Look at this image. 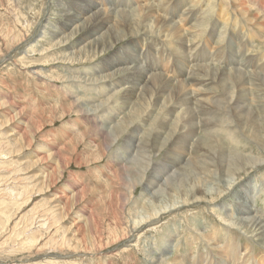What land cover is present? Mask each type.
Listing matches in <instances>:
<instances>
[{
  "label": "rangeland",
  "instance_id": "374dc122",
  "mask_svg": "<svg viewBox=\"0 0 264 264\" xmlns=\"http://www.w3.org/2000/svg\"><path fill=\"white\" fill-rule=\"evenodd\" d=\"M77 1L0 0V264H176L195 253L207 256L214 236L232 238L221 216L227 214L226 207L243 201L222 193H228L226 179L233 175L228 154L264 159L251 142L253 124H264V18L252 23L237 7L239 0H121L120 7L106 0L100 8L106 5L108 16L103 18L115 34L132 22L139 35L127 32L120 40L111 37V47L91 49L80 45L87 30L74 24L63 28L67 9L74 12ZM245 2L253 15L264 0ZM148 11L182 30L162 32ZM236 35L244 40L240 48L247 64L230 59L227 44ZM141 55L145 59L140 60ZM125 57L140 66L161 64L163 86L135 96L142 84L134 90L133 71L125 69L127 65L103 71L111 61ZM176 60L180 63L173 71ZM189 65L199 80L207 81L193 83L191 75L181 78ZM179 81L183 89L175 85ZM192 94L204 100L203 113L196 101L191 103ZM190 110L195 116L188 120ZM245 117L248 124L243 123ZM186 120L193 134L181 132ZM114 127L124 133L110 137ZM164 131L177 134L158 152L151 139L163 140ZM133 138L136 144L141 141L138 154L127 147ZM215 146L212 156L208 148ZM175 153L188 155V170L172 183L175 189L188 186L181 180L204 183L211 157V170L221 178L207 172L205 193L173 211L178 198L174 185L168 184L165 195L159 190L156 198L146 185L155 178L160 181L154 168L162 172L177 159ZM130 164L140 173L148 169L134 180L126 172ZM233 181L232 190L241 188V195L247 193L245 186L252 187L249 194L256 190L252 205L264 220V165ZM145 206L167 209L138 236L127 235L131 225L147 216ZM237 233L234 244L240 254L264 264V246L255 235L242 229ZM165 235L171 236L169 245ZM247 249L253 252L249 255Z\"/></svg>",
  "mask_w": 264,
  "mask_h": 264
},
{
  "label": "bare ground",
  "instance_id": "6f19581e",
  "mask_svg": "<svg viewBox=\"0 0 264 264\" xmlns=\"http://www.w3.org/2000/svg\"><path fill=\"white\" fill-rule=\"evenodd\" d=\"M107 1H109V3H111L112 6H117V7L119 6L120 7L123 5L121 0H118V2H115V0H107ZM245 1L246 0H239L237 3V7H239L240 10L244 11L243 15L246 16V14H247L250 17L249 19L252 23H256L254 19L264 18V3L256 5V6H258V10L256 12H253V15H251V11H253V10L251 8L248 9V7H246L247 4ZM101 2H103V3H101ZM100 4H106V0H78L76 3V8H75L74 12H71L70 10L67 9V12H68L67 16L68 17H67V21L65 22L63 28L69 29V28H71L69 26H73V24H74L75 28H78V30L79 29L80 30H82V29L87 30V33L83 37V41L80 42V45L83 44L84 47L91 48V49L95 48V47H102L103 49H105L107 47L112 46V42L109 41V39L111 37L115 36L116 40H120V39L125 37L127 32H128V34L134 33V35L131 34L132 36L137 37L139 35V33L137 34L138 31L135 28V25L132 24V22L128 23L127 26L125 27V29H123L122 31H117L115 34L113 26H108V23L106 22V19H105L108 16V14H106L103 11V10H105L103 8H106V5H104L103 8H100L101 7ZM128 4L130 5L129 2H128ZM87 5H89L90 7H86ZM147 13L149 14V16L152 15L151 17L157 18V23H159V27L162 28V32L165 30L167 32L173 31L175 34H178V30L179 31L182 30V29L180 30V27L177 28V26L175 24H171L165 20L163 21L161 15H158V16L156 15V11H155V13L151 12V14L149 13V11ZM114 14H115V12H112L110 14V18ZM117 14H119V13L117 12ZM103 17H105V18H103ZM262 22H263L262 29L264 31V19H262ZM143 31L147 32L146 30H143ZM215 31L216 30L214 27L212 33H215ZM75 32H73V33H75ZM236 32H237V30H236ZM70 34L72 35L71 32H70ZM69 35H67V36H69ZM72 37H73V35H72ZM68 39H69V37H67V40L65 41V43L69 44V42H67ZM81 39H82V37H81ZM240 39L241 38L237 37V35H236L235 40L233 38H230L229 43L227 44V47L229 49H232V54L230 55V59L237 61V65H239L241 63H245V64L248 63V61L246 60V55H242V53H241L240 47L243 45L244 40L242 41ZM77 41H79V40H77ZM183 50H184L185 54L189 55L190 50L188 48L183 49ZM81 52L82 51H80V53ZM80 53H78V54H80ZM135 55L136 54L129 53V56H135ZM165 58H166V56H165ZM139 59L140 60L145 59V55L139 56ZM170 59H171V55H170L168 61ZM133 61L134 60H132L131 58H126V57L120 58L117 60H113V61H111L109 66L103 67V71H109L110 67L113 68L116 66H126L127 65L125 69L133 71L132 72V75H133L132 76V86H133L134 90L137 89V87L142 84L141 89L137 93L136 92L132 93V95H135V96L141 95L144 92L149 93V94L151 92L153 93V90H156L155 87L158 84L161 86L163 84V81H166V79L164 77L165 70L161 66V64H157L158 66H156L152 62H149V63L146 62L145 66H144V64H143V66L142 65L140 66V63L136 64ZM163 61H165V60H163ZM186 62H187V59H186ZM179 63L180 62L178 60L173 62V65H172L173 71L175 70V68L176 69L178 68ZM121 69H123V68H119L118 70H121ZM166 69H168V67ZM187 69H188L187 72L180 76L181 78H185V77L189 78V76L191 75L189 79L193 83H202V82L207 81V80H202V81L199 80L198 75H195L194 73H192L190 71L191 70L190 65L188 66ZM199 69H201V68L199 67ZM194 72H196V71L194 70ZM199 72H200V70H199ZM199 74H201V72ZM239 75H242V74L240 73ZM237 78L240 79L239 77H237ZM262 81L264 82V79L260 80V82H262ZM181 84H183V83H181L179 81L178 85L177 84H175V85L179 86V88L183 89ZM185 84L193 85V84H190L188 82H185ZM169 88H171V86H169L168 89ZM229 90H231V87ZM157 91H159V90H157ZM191 92H193V91H191ZM209 92H211V91H209ZM193 93H195V92H193ZM196 95H197L196 100H195V94H192L189 99L191 100V103H194L196 101L197 108L200 110L201 113H203V111H204L203 105L204 104H202V103L204 100L200 99L198 94H196ZM185 100H187V99H185ZM190 112H191L192 116L188 120L194 118V116H195L193 110H190ZM19 114L21 115L22 112ZM16 118H18V117H16ZM185 119H186V117L182 118L181 120L184 121ZM188 120L183 122L182 127H181V130H182L181 132H187L188 134L189 133L193 134L194 131L191 130V128L189 126L187 127ZM243 123L248 124L249 118L245 117L243 120ZM1 128H2V126H1ZM252 128L253 129L251 131V137H252L254 142L253 141H251V142L253 144H256L258 146V148H260V150H262V153L264 154V124L259 125L257 123H254ZM118 131L121 132L122 134L124 133V132H122L121 128L114 127L111 130L112 134H109L110 137L113 136L114 138H116L115 134L117 135V133L114 134V132H118ZM166 133H167V131H164L162 133V136L166 135ZM176 134L177 133H174V131L173 132L170 131L161 141H159V140L156 141V140L151 139V145L152 146H158V148H156V150H158V152L162 151L168 143H172L171 140L173 139V137ZM140 146H141L140 138H139L137 144H136L134 138H133V143L129 142L127 144L129 152L130 151H131V153L135 152V154L139 153L138 150L141 149ZM173 150H174V146H173ZM208 150L210 152H212L211 153L212 156H214L216 154V146L214 147V149L208 148ZM173 153H174V151L171 153L170 157L173 156ZM175 154L177 155V159L168 163L166 165V168H164V170L162 172H160L159 170L154 168L153 173L160 179V181L158 182L157 179L155 178L154 181H148L147 182L146 188H149L151 191H153L152 194H153V197H155V198L158 196L159 190L163 194L166 193L165 188H167L169 183H171V185H174L172 183L175 180L176 181L178 180L177 177H182V176L186 175V172L188 170L187 169L188 160H186V159H187L188 155L185 153H175ZM228 158H229L228 160L230 161L228 163L229 164V166H228L229 172L230 173L233 172V175H232V177H228V179H226V183L228 185V187H227L228 193H226L224 191H222V193L223 194L225 193V196L230 195V194L233 195L235 200H237L236 199L237 197L239 199H243L242 202H236L235 207L233 205H230L228 208L226 207L227 214H224L223 216H221V221L226 222V224H224V226L226 227L227 232L230 234V236H232V238L225 240L227 242L224 243L225 241L222 240L223 237L221 238V237L214 236L211 240L214 244L211 247L212 252L207 254V256H197L195 253L191 260H189V261L183 260L182 262L181 261H178V262L174 261L176 264H261L258 261H256L255 257L250 258L249 260H246V258H245L246 255L240 254V251L237 249V247L234 244L235 241L237 240L238 236H239L237 233V230L242 229L243 231L245 230V232L249 231V233L255 235V237L259 241L258 244L264 246V220L261 218V216L258 215L257 208L254 205H252V201L255 198L257 192H256V190H254V192H255L254 195H252V193L249 194L250 189L252 187L248 188L247 186H245L247 193L241 195L240 194L241 188L240 189L237 188L236 191H234V190H232V187L235 186V185H233L235 183L233 180H236V179L238 180L239 174L246 172V171H253V170L263 166L264 165V159L262 157H255L254 158L251 155L243 157V155L239 152H237V154L236 153L235 154H228ZM131 164L126 167V172L128 174V177L134 178V180H135V178H138L139 174L142 175V173H143V175H144L148 168L152 169V167H153L152 166L153 163H151L150 165L148 164V168H145V169L141 168L142 171L143 170L144 171L140 173V171H139L140 169L138 170L136 168V165L134 167V166H131ZM214 165H215V162L213 161V158L211 157V161L208 163V167L206 170V177H205L204 183H201L200 181H198L197 184H193L192 182H187L185 180H181L183 182L188 183V186H187L188 188L187 187L182 188V189L178 188L180 190H177V189H175L176 184L173 186V192L174 193L176 192L178 195V198L175 197L176 200H174V203L172 206V207H174L173 211L179 210L182 207H186V205H190L189 203H190L191 198H193V200L198 199L197 196H202L205 193L204 189L207 186L208 182H210L207 172H209V174L216 173L215 175H218V177H219L218 179L215 177L217 180H219L221 178V176L216 171L211 170V168H213ZM199 166L200 165H196V167L199 168L200 170H205L203 165L200 167ZM155 167H157V166H155ZM142 180H144V177L142 178ZM181 181H180V183H181ZM232 181H233V183H232ZM162 185H164L165 187L164 188L161 187ZM196 185L200 186L201 189L197 188ZM169 186H170V184H169ZM210 188H212V187H210ZM210 188L208 187V189H210ZM216 190L218 192L217 195L223 197L221 195V192H220L221 190H219L218 188H216ZM180 195H183V197L181 198ZM199 201L197 200V202H199ZM143 208H144V210H146L147 216H145V218L142 221H140L138 223H134V225H131L132 227L131 228L129 227V230H127V232H126L127 235H130L132 233L135 236V233L137 234L139 231L143 230V226L145 224L146 225H149L150 223L152 224V222H154L158 219L157 217H158L159 213L163 209L164 210L167 209V207H162V206L160 209L158 207H155V206H149V207L145 206ZM153 225H155V224H153ZM80 230H82V229H80ZM137 236H138V234H137ZM191 237L194 239L193 234H191ZM170 239H171L170 235L169 236L165 235L163 240L166 241L167 245H169ZM186 239H188V237ZM118 240H116V241H118ZM124 242H125V239L120 240V243H124ZM115 243H117V242H115ZM186 243L188 244L189 241L187 240ZM207 243H210V242H207ZM222 243H224V244H222ZM220 244H222V246H217ZM167 245L161 250V253H162L161 256L164 255L165 252L167 251ZM130 246H131V244H130ZM191 246H195V242H193ZM132 247H134V246H132ZM138 247L139 246H137V248ZM104 248H105V246H104ZM132 249H134V248H132ZM132 249H131V251H132ZM75 250L77 251L76 247H75ZM89 250H90V248H89ZM247 251L249 252V255L253 252V250L251 251L250 249H247ZM79 253H81V252H79ZM127 253H125L123 255H126ZM129 253H128V256L130 257ZM143 254L145 255V253H143ZM217 256H220L221 259L216 260L215 257H217ZM230 259H232L233 261L239 260V262L238 263H230L228 261ZM225 260H227V261H225ZM167 264H174V263L167 262Z\"/></svg>",
  "mask_w": 264,
  "mask_h": 264
}]
</instances>
